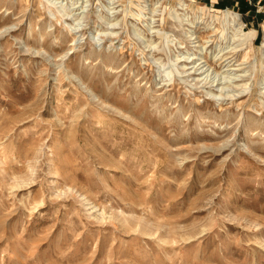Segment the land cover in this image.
Segmentation results:
<instances>
[{
	"label": "rangeland",
	"instance_id": "1",
	"mask_svg": "<svg viewBox=\"0 0 264 264\" xmlns=\"http://www.w3.org/2000/svg\"><path fill=\"white\" fill-rule=\"evenodd\" d=\"M177 1L0 0V264H264V0Z\"/></svg>",
	"mask_w": 264,
	"mask_h": 264
},
{
	"label": "bare ground",
	"instance_id": "2",
	"mask_svg": "<svg viewBox=\"0 0 264 264\" xmlns=\"http://www.w3.org/2000/svg\"><path fill=\"white\" fill-rule=\"evenodd\" d=\"M151 1V0H150ZM138 5L140 6L141 4H144L141 8L142 9H145L148 5H150V3H149V0H138ZM163 3V2H162ZM177 4H179L180 5V8H178L179 10H183L182 8H186V7H188L189 5H187V3H186V0H178L177 1ZM161 5V4H160ZM157 6V5H156ZM156 6H155V9H148L149 11V13H150V16H153V13H155L156 12ZM146 10V9H145ZM111 13H114V12H111ZM228 13V12H227ZM226 13V14H227ZM231 13V12H230ZM231 15H232V18H233V22H235V23H237V25H242L243 23H242V21H241V19L239 18V16L238 15H236V14H233V13H231ZM230 15V16H231ZM139 16V14H137L136 16H135V18L136 17H138ZM153 18V17H152ZM175 18V17H174ZM106 19L108 20L107 21V29H109V30H114L115 28H116V25L118 24V21H113V19H110L109 17H106ZM115 19V18H114ZM143 20H144V18H142ZM147 19V18H146ZM145 19V20H146ZM178 20H180L179 18H177ZM184 20V19H183ZM149 21L151 22L152 21V19H149ZM181 21V20H180ZM152 23V22H151ZM151 23H150V26H151ZM149 24V23H148ZM147 28V27H146ZM153 29V28H152ZM73 30L75 31V33L76 32H78L79 30L77 29V28H73ZM112 32V31H111ZM152 33H155V32H152ZM251 33V35H252V32H250ZM111 34V35H110ZM110 34H99V36H101V35H105V36H108V37H113L112 35L113 34H115V33H110ZM192 35V34H191ZM193 36V35H192ZM189 40V39H188ZM189 43V42H188ZM217 56V55H216ZM189 58V57H188ZM186 59V58H185ZM192 59H196V58H192ZM214 60V59H213ZM185 61L186 60H180V62H184L185 63ZM188 62H189V59L187 60ZM218 62H219V66H220V69L221 68H227V69H229V67L231 68V66H234V64H232L231 63V61H228V59H226L225 57H223V55L221 56V57H219L218 58V60H217ZM228 61V62H227ZM187 62V63H188ZM194 67H195V69H194V71H200V69L202 68L201 67V64H199L198 66H195V65H193ZM206 66V65H205ZM187 66H185L184 65V68H186ZM194 67H191L190 69L192 70ZM208 68V67H207ZM206 68V69H207ZM225 68V69H226ZM189 68H187V70H188ZM202 70V69H201ZM205 70V69H204ZM209 70V69H208ZM231 71L232 70H235V69H230ZM225 71H228V70H225ZM196 73V72H195ZM201 73V72H200ZM224 73V72H223ZM218 74V73H217ZM228 77V76H227ZM227 77H223V79L224 78H227ZM225 81V80H224ZM233 81V80H232ZM214 82V81H213ZM226 82V81H225ZM223 83V82H222ZM221 83V84H222ZM221 84L219 83V84H217L216 86H221ZM226 84V83H225ZM224 88H229V86H225V87H223V86H221V87H219L218 89H220V91H223L224 90Z\"/></svg>",
	"mask_w": 264,
	"mask_h": 264
}]
</instances>
